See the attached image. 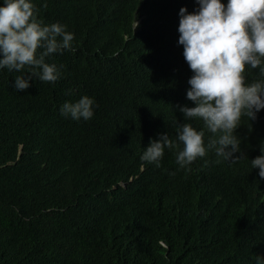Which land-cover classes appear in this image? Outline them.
Masks as SVG:
<instances>
[{
	"label": "trees",
	"instance_id": "obj_1",
	"mask_svg": "<svg viewBox=\"0 0 264 264\" xmlns=\"http://www.w3.org/2000/svg\"><path fill=\"white\" fill-rule=\"evenodd\" d=\"M33 3L45 24L75 34V51L47 58L62 66L54 84L34 78L17 92L27 70H0V264H256L264 179L250 160L264 110L236 132L248 159L209 151L181 169L166 149L159 168L141 160L150 140H176L177 122L212 136L175 108L194 106L177 29L195 0ZM85 95L97 105L91 120L60 115Z\"/></svg>",
	"mask_w": 264,
	"mask_h": 264
},
{
	"label": "clouds",
	"instance_id": "obj_2",
	"mask_svg": "<svg viewBox=\"0 0 264 264\" xmlns=\"http://www.w3.org/2000/svg\"><path fill=\"white\" fill-rule=\"evenodd\" d=\"M195 2L198 7L192 12L180 8L177 29L178 45L183 47L184 60L192 72L186 98L194 106L175 108L185 121L202 120L212 136L205 142V131L177 122L175 141L161 134L144 148L141 160L157 168L166 149L177 150L176 164L181 169L209 151L232 163L248 159L236 132L242 118L254 121L264 110V0ZM74 40L75 34L67 25L40 20L33 0H0V70H27L14 79L17 92L27 90L34 78L53 84L60 80L62 66L46 62L47 58L75 51ZM257 69L261 78L249 82L248 72ZM96 107L94 98L85 95L75 102H64L59 112L66 119L88 121ZM259 151L250 163L264 179V142ZM256 264H264V256H257Z\"/></svg>",
	"mask_w": 264,
	"mask_h": 264
}]
</instances>
